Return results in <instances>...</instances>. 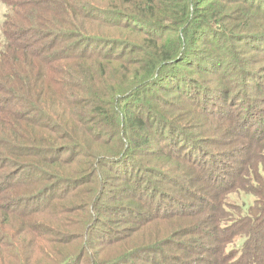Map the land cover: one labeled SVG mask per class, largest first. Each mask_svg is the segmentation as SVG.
Wrapping results in <instances>:
<instances>
[{
	"label": "trees",
	"instance_id": "obj_1",
	"mask_svg": "<svg viewBox=\"0 0 264 264\" xmlns=\"http://www.w3.org/2000/svg\"><path fill=\"white\" fill-rule=\"evenodd\" d=\"M43 1L0 0L5 7L0 21V264H40L41 260L43 264H102L93 257L92 246L99 237L93 224L100 222L94 208L107 196L106 188L112 178L103 169L143 179L142 189L153 190L156 183L147 176L148 172L170 180L178 177L163 172L157 165L148 166L143 158L153 157L158 150L172 147V143L183 146V153L191 160L186 162L197 170L190 180L200 182L201 178L218 187L214 203H207L210 218L192 223L185 234H172V247L186 249L172 254V264H264V99L257 102L260 97L255 95L264 91V66H247L249 63L233 52L238 47L242 49L241 45H249L254 49L253 56L264 58V0H96L98 4L86 7L90 14L81 9L77 0H65L64 4L51 0L52 7L36 6ZM70 2L71 8L67 5ZM70 9L73 16L75 13L83 20L72 18ZM238 10L243 11V22L235 15H227ZM253 11L262 15L253 16ZM95 21L107 31L116 29L122 35L93 32L100 31L93 24ZM70 26L75 30L67 31ZM239 26L242 28L237 29ZM169 32L172 34L168 35ZM31 36L38 40L49 38L48 46L46 42L31 43ZM170 36L172 39L167 40ZM115 61L125 65L121 68L124 79L114 85V91L92 92L94 107L89 112L77 113L75 120L68 110L65 85L59 77L61 71L68 72L55 64L79 62L92 68L99 63L104 66L99 69L105 70L104 64ZM189 69L216 72L215 76L221 79L237 75L241 86L231 93V87L221 88L212 80L193 76ZM78 72L82 76L72 75L79 85L78 93L82 97L91 95V89L86 90L83 85L88 83L86 70L80 68ZM186 75L191 76L185 80ZM171 85L172 91L185 94L187 99L199 97L200 86L205 99L201 105L207 110L217 108L216 104L210 107L206 103L209 91L218 96L222 105L217 114L222 116L219 122L223 121L227 135L219 144L223 150L215 152L213 142L204 139L205 144L193 137L180 143L176 128L182 126L174 118L159 113V106L164 108L161 103H165L159 89L166 90ZM149 93L162 102H140ZM225 104L237 106L223 110ZM71 120L76 121L77 132ZM47 121H52L48 132ZM53 130L58 131L62 144L53 142ZM92 136L95 142L86 145ZM66 139L72 144L67 145ZM103 140L108 142L109 149L112 145L110 151L115 150L95 156L93 153L102 149L96 141ZM74 148L79 155L85 153L93 158L81 170L86 173L80 179L66 175L57 164L74 159L76 151L71 150ZM202 150L209 155L207 160L195 154ZM63 153H67L65 158L61 156ZM238 153L241 156H235ZM35 160L46 163V168L35 164ZM134 169L138 170L135 175ZM67 183L95 184L99 189L95 199L91 201L89 196L87 204L86 220L90 219L91 225L72 221L68 227H75L80 235L64 240L59 228L61 240L52 243L46 235L48 228L54 227L42 217L49 213L64 218L60 202H69L77 193L55 197L53 192ZM202 188L200 182L201 191ZM233 193L248 197L241 201L253 198L247 213H241L239 206L227 201ZM202 199L207 201V195ZM40 200L41 204L30 206ZM208 220L213 227H204ZM16 222L19 225L14 227ZM201 232L210 235L212 245L193 235ZM79 237L81 252L69 255L63 252L66 243L73 244ZM183 237L192 238L185 242ZM55 244L61 248L56 258L50 254ZM134 255L138 257L137 252Z\"/></svg>",
	"mask_w": 264,
	"mask_h": 264
},
{
	"label": "rangeland",
	"instance_id": "obj_2",
	"mask_svg": "<svg viewBox=\"0 0 264 264\" xmlns=\"http://www.w3.org/2000/svg\"><path fill=\"white\" fill-rule=\"evenodd\" d=\"M56 1H60V3L62 4L66 3L65 0ZM77 1H80V4L82 5L81 9H84V11L87 6L91 7L95 4H98L96 0ZM52 3L53 2L51 0H45L36 4V6L42 8H44L45 6L52 7ZM67 5L69 6V8H71L72 6L71 2ZM4 11L5 7L2 5V3H0V21L2 20V15ZM70 11L73 16L72 9H70ZM89 12L90 11L86 9V14H90ZM92 12L93 11H91V14ZM253 12V16L260 17V15H262L258 11ZM227 15H235V17H239L240 22H243L245 18L243 16L242 10H238L236 13H228ZM72 18H76L78 21L83 20L81 18H77L75 13ZM93 24L97 26L100 30L98 31L95 29L93 30V32H97L103 36L122 35V33L116 29L111 32L107 31L109 29L102 28V25L98 24L97 21L93 22ZM254 27H258V25H254ZM67 28V31L75 30L73 26ZM240 28L242 27H237V29ZM133 34L134 33H130V35ZM171 34L172 32L168 33V35ZM1 38L2 35L0 32V40ZM29 39L31 43L36 45L43 44L46 42V46H48V42L50 40L49 38H46L47 41L46 39H40L42 40L40 41L36 36H31V38ZM169 39H172V36L167 38V40ZM38 41H40V43H38ZM59 42L64 44V42L62 41ZM241 46L242 49L238 47V50L233 49V52L238 54V56L243 57L245 59L243 60V62L249 63L247 64V66H264V58L260 59L259 57L253 56V47H250L249 45ZM227 60L228 59L226 58L224 60V63L227 62ZM57 64H59L58 68H65V70H67L68 72V74H65L63 73V71H61L59 73V77L64 82L66 92L64 94V97L65 100L68 102V110L71 114L74 115V119L77 113L83 111L89 112L94 107L95 98L93 97L92 92L97 91L101 93H108L112 89L114 91L116 89L114 85L120 80L124 79L125 76V72H123V70L121 69L122 67L125 68V65L122 62L115 61L109 65L104 64L105 70L99 69L101 67H104L99 63H96L94 66H92V68H90L89 64L79 62H68L63 65L62 63H56L55 65ZM80 68L86 70L85 77L88 83L83 84L84 88L86 90L91 89V95L83 94V96L85 97H82L78 93L79 85H77L72 79V75H75L76 77H80V75L82 76V74H79L78 72ZM231 68H233V65ZM189 70L192 72L193 76L200 75L206 78L207 80H212L213 83L218 84L221 88L227 89L231 87V93L237 91L241 86L242 81L239 80V77H237V75H231V77L221 79L219 75L215 76L214 73L216 72L205 73L196 72L195 69ZM189 76L191 75H186L185 80ZM249 89L251 88L249 87ZM159 92V94H161L164 98L163 101H165V103H161L164 108L159 106V113L163 114L164 116L174 118V121H176V123L182 126L179 129L176 128L181 137L180 143L182 142V144H184L187 141L186 139H188L187 137H193L199 138L203 142L204 139L208 143L213 142V146L215 148L213 149V151L215 152H219L220 149L223 150V145L219 144H221V141L224 140V136L226 138L227 135L226 133L224 134V126H222L223 121L219 122L221 120L220 117L222 116L220 114H217V110L221 109L219 105H222V103L217 99L218 96H216V94H213L212 91H209L206 98V103L210 107L213 104H216L217 108L207 110L209 109L208 107L201 105L203 104V102H205V99H202V88L200 86H198V93H200V96L196 97L195 99H187L184 97L185 94H182L176 90L172 91V85L171 87H167L166 90L159 89ZM251 92L253 91L251 90ZM255 95L258 98L260 97L259 99H257V102H260L262 101L261 99H264V91L262 93H256ZM151 96V93H149L141 97V99L139 98L140 102L142 100H146L148 103L150 101L162 102L161 100L153 99ZM172 101L175 102L173 105ZM236 106L237 104L233 107H230L229 104H225L223 106V110H229L230 108H235ZM29 115L32 116L33 113H30ZM75 120L71 121L74 130L77 132V130L79 129ZM46 125L48 132L52 128V121H49ZM53 136V142L57 144H62L63 141L58 138L59 133L57 130H53ZM182 136L185 139L182 138ZM206 136H211V138H205ZM217 138H219L218 141L220 142H217ZM94 140L95 136H92L90 137L89 141L85 142V144L91 145L93 144V142H95ZM71 141H73V139H71ZM103 141L104 142L102 143L96 141L97 144L102 147V149L97 152H94L93 154L95 156L110 154L111 151L115 150L114 148L110 151L112 145L109 149V145H107L108 142L105 140ZM64 142L67 145L72 144L67 143L70 142V139H66ZM159 143L160 142H155V145H158ZM182 147V145L177 146L176 144L172 143V147H164L158 150L153 157L143 158V160L146 164H148V166L157 165L161 169H163V172L169 173L171 175L173 174L174 176L178 177L170 180L169 178L163 177V175L161 174H159L158 176L155 175L157 176L155 177L148 172L147 176L150 178H154L152 180H155L154 182L156 183L153 190H146V188L142 189L145 184V181H141L143 179L136 180L133 175L122 176L121 174H115L113 171H110L107 168L103 169L104 172H106V175L110 174L112 178L109 179V184L106 188L107 191L109 189L107 196H104L101 201L102 203L99 202L97 207L94 208L95 216L99 214L100 222L94 219V222H98L93 225L95 226V228H97V230H99V237L96 241V244L94 243V245L92 246L94 254L93 257H96L98 260H100V262L102 261V264H110L111 262L112 264H115L119 261V258L124 255H126V257L123 259L124 261L117 264H172V254L183 253L182 251H178L181 249L184 251L186 250L184 248L179 247V249H176V251L174 247H172V234L176 232H182L183 234H185L187 230H189L192 223L196 221H207V219L210 218L206 209L207 203H214L218 191L215 190V188H218L217 184H214L213 182L207 183L205 179H201L199 177V181L201 182L203 187L202 192L200 189V182L190 180V177H192L193 174H196L197 170L193 169L186 162L187 160L191 162V160L188 155L186 156L187 153H183V150L181 149ZM191 147H193V145H191ZM71 150L72 152L76 151L74 159H68L62 164L57 161V164L60 170H62L66 175L75 176L76 178L80 179L81 175L86 173V171L82 172L81 170L86 168L87 162L93 160V158L88 155H85V153L83 155H79L80 153H78L75 148ZM202 151L203 152H196L195 154H200V156H202L204 160H207L209 155H205V150ZM239 155L241 156L240 153H238V155L236 154L235 156ZM61 156L62 158H65L67 156V153H63ZM35 164L46 168V163L44 162L35 160ZM199 164L195 165L198 166ZM189 171L191 172L189 173ZM49 172L52 173V171ZM136 173H138V170L134 169L133 174L135 175ZM202 177H205V175H203ZM202 180L205 182V185ZM192 181L194 184L191 183ZM129 182H132L131 186H128ZM98 190L99 189L95 184L73 186L71 183H67L65 184V187H60L56 192H53L55 197L62 196L64 194L65 196H69L73 192L77 193V197L69 198V202H66L64 200L60 202L64 218H59L53 215L50 216L49 213L45 215V218L42 217V215L34 217H42L44 221L48 222L54 227L50 229L48 228L46 239L52 240V243H54V241L61 240V238L57 234L59 228L65 235L62 238L64 240H68L74 236L80 235V232L77 231L75 227H68L69 223H71L72 221H74L76 224L78 220H81V222H84L86 225L87 223L88 226L91 225V223L89 222L90 219L88 221L86 220L88 216L87 211L89 210L87 204L91 198L89 196H92V201V199H95V196L97 195L96 191L99 192ZM205 195H207V201H204L202 199V197H205ZM241 199H248V197L244 198L239 193H233L228 196L227 201L231 204L239 206V211L245 214L248 211V204L251 202V200H253V198L250 197V200L242 201ZM41 202V200L35 201L33 203H30V206L41 204ZM102 205H104L103 208ZM107 205H109L108 208ZM31 216H28V218H30ZM18 225L19 222H16L14 227ZM204 227H213L212 224L210 225V220H208ZM91 235H93V233H91ZM193 235L197 236V238H205L207 245L213 244L210 235L207 233L201 232ZM28 236L31 237V235ZM191 238L192 237H183L182 240H184L185 242H189L188 240ZM262 240L264 242V238ZM81 241L82 239L81 237H79L78 241L73 244L66 243L64 246L65 250H63V252H65L67 255L77 254L78 252H81ZM175 248L178 247L175 245ZM60 251V246L55 244V249L50 254H52V256L56 258L57 255H59ZM135 252L138 253V257H134ZM4 255L7 254H2V256ZM43 263L44 260H41L40 264Z\"/></svg>",
	"mask_w": 264,
	"mask_h": 264
}]
</instances>
